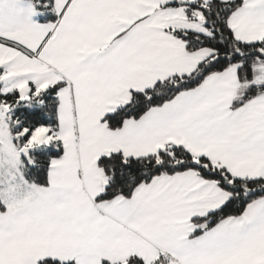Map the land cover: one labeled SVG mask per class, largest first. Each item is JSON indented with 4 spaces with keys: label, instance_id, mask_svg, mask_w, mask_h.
I'll use <instances>...</instances> for the list:
<instances>
[{
    "label": "snow or ice",
    "instance_id": "6c2138e0",
    "mask_svg": "<svg viewBox=\"0 0 264 264\" xmlns=\"http://www.w3.org/2000/svg\"><path fill=\"white\" fill-rule=\"evenodd\" d=\"M0 264H264V0H0Z\"/></svg>",
    "mask_w": 264,
    "mask_h": 264
}]
</instances>
